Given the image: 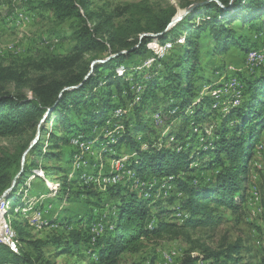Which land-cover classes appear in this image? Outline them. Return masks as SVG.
Segmentation results:
<instances>
[{"label":"rangeland","instance_id":"1","mask_svg":"<svg viewBox=\"0 0 264 264\" xmlns=\"http://www.w3.org/2000/svg\"><path fill=\"white\" fill-rule=\"evenodd\" d=\"M44 1L47 0H13L11 4L0 5V66H8L15 72L27 67L20 82H0V94L33 98L35 88L42 82L86 76L94 61H108L117 51L125 52L126 47L136 45L146 32L135 31L140 24H146L150 15L160 13L171 4L176 6L177 15H183L188 12L186 9L204 0H90L91 10L101 15L94 16L91 24L100 26L99 35L108 45L94 50L80 44L77 18L57 19L50 9L40 5ZM189 2L193 4L188 6ZM200 21L196 18L191 23ZM260 26V22L247 26L234 22L232 27L245 37V46H231L223 54L214 51L208 32L196 38L197 48L193 51L196 59H192V69L187 70L192 100L185 107L174 97L173 86L166 79V64L177 65L183 52L177 42L159 44L154 40L145 54L127 61L131 71L125 80L134 92V100H129L125 89L121 101L115 85L111 86V103L116 109L109 111L104 123L95 124L89 130L94 138L82 140L73 136L74 127L63 130L59 116H48L40 131L36 124L23 134L0 137V157L7 156L12 164L9 180L0 188V197L8 191L0 202V244L10 245L18 253L22 247L33 261L38 258L49 264H179L186 255L195 257L193 264H217L204 251L226 250L238 244L237 264H259L264 257V130L249 162L248 197L240 208L220 207L214 212L218 216L215 224L186 227L178 236L169 233L154 238L145 244L141 253H123L115 262L99 261L95 243L113 232L118 198L112 197L109 189L116 184L125 189L124 193L130 190L139 196L144 194L154 212L161 206L162 219L179 223L183 219L177 214L179 201L167 200L171 195L182 196L180 192L176 194L171 179L152 176L147 183L140 181L132 167L136 150L127 141L107 147L101 144L102 139L114 140L117 134L126 131L128 124L132 129H142L136 139L145 150L150 147L181 150L184 142L186 147L205 145L207 139L203 133L207 136L216 133L223 113L247 98L249 81L253 75L262 73L259 56L264 54V30ZM186 27L190 25L181 26L176 37L185 36L182 31ZM245 47L253 50L247 53ZM248 56H254L251 63ZM36 65L42 68L34 69ZM126 70L122 64L115 71L123 76ZM172 71L186 76L183 68L173 67ZM100 73L105 78L112 72L102 69ZM149 79L156 80L158 88L143 102L139 101ZM108 80L90 91L86 106L79 105L77 112L71 111L72 105H68L70 125H80V118L89 107L98 105L93 95L106 98ZM203 97H209L211 105L204 108V118L196 123L195 104ZM138 103L139 113L135 106ZM194 165L197 167L199 163ZM216 166L206 162L201 174L211 175ZM71 232L78 233L83 241L77 244ZM66 241H70L71 251L60 255ZM170 256L173 258H167Z\"/></svg>","mask_w":264,"mask_h":264},{"label":"trees","instance_id":"2","mask_svg":"<svg viewBox=\"0 0 264 264\" xmlns=\"http://www.w3.org/2000/svg\"><path fill=\"white\" fill-rule=\"evenodd\" d=\"M12 1L0 0V5L3 2L11 4ZM191 4L193 3L189 2L188 6ZM40 5L50 9L57 19L77 18L78 40L88 50H94L103 44L108 46L107 40L99 35L100 26L91 24L94 16L100 18L101 15L91 10L90 0H47L41 2ZM177 11L176 6L171 4L160 13L150 15L146 24H140L135 33L158 34L163 32ZM196 18H200L201 21L191 23ZM234 22L244 23V26L260 22L261 30H264V0H204L191 9L188 8L185 17L157 41L159 44L166 41L177 42V46L183 52L177 65L171 66L164 63L168 70L166 79L173 86L174 97L182 101L181 106L185 107L192 100V88L190 80H188L190 73L187 70L192 69V59H196L193 54L197 48L196 38L201 33L208 32V37L214 44V51L218 54L225 53L231 46L243 47L246 39L232 27ZM188 24L190 28L186 27L182 31L185 36L176 37L181 26ZM151 41L155 43L154 39L144 37L136 45L126 47L125 52L117 51L116 56L108 61L95 64L93 73L87 79L83 74L75 75L67 81L42 82L35 88V97L33 98L22 94H0V137L23 134L29 128H34L36 124L39 128V123L44 115L51 109L50 117L59 116L58 120L64 125L63 130L74 127V131H71L73 136L80 137L82 140L94 138L89 130L91 131L95 124L104 123L109 111L116 109V105L111 103L113 96L111 86L115 85L117 97L121 101L125 89L129 100L131 102L134 100V92L129 87V81L125 80V76L131 71L127 66V61L134 56L145 54L149 50L148 46L152 43ZM245 49H247V53L253 50L247 47ZM122 64L126 66L127 70L125 75L120 76L115 70ZM173 67L183 68L188 78L183 73H174ZM33 68L39 69L42 66L36 65ZM102 69L112 72L111 75L103 78L100 73ZM26 70V66L20 72H15L8 66H0V82H20ZM261 70L260 75H253L252 80L249 81L247 98L241 101L240 105L233 106L223 113L222 122L216 133L211 136H207L206 132L203 133V138L207 139L205 145L186 147L184 142L181 150L167 147H150L145 150L136 139V134L142 129L140 127L132 129L128 124L126 131L124 129L123 134H117L114 140L102 139L101 144H106L107 147H116L127 141L136 150V159L132 162V167L140 181L147 183L152 176L171 179L170 182L176 188V194L180 192L182 196L171 195L173 197H169L167 200L170 202L179 201L177 214L182 215L183 219L181 223L164 220L161 218L163 216L160 213L161 206H158L159 211H152L150 199L145 198L144 194L139 196L130 190L124 193L125 189L120 184L113 185L109 189L110 194L112 197L118 198L113 219V232L95 243L99 261L115 262L123 253H141L147 242L169 233L178 236L180 230L186 227L213 225L218 221V216L214 213L216 209L220 207L238 209L244 204L248 197L249 162L254 150L261 142L264 130V64ZM106 79H109L106 98L99 99L98 96L93 95V101L98 100V105L92 109L89 107L83 115L84 117L80 118V125H70L68 105L71 104L73 108L71 111L75 109L76 112L79 105L86 106L92 89ZM185 81L188 84L185 85ZM81 83L83 84L80 85ZM73 86L78 87L65 89ZM157 88L156 80L146 81L145 92L139 101L143 102L149 97V94H154ZM208 105H211L209 97H203L200 102L195 104L196 123L197 120L204 118V108ZM135 106L139 108L136 109V112L139 113L141 109L139 103ZM68 132L70 133V131ZM195 162H198L199 166L195 167ZM206 162L217 165L215 172L209 176L201 174V167ZM11 170L12 164L9 163L8 157H0V188L8 182ZM196 170L199 173L195 174ZM66 183L67 181H65ZM151 221L155 222L152 227H150ZM70 234L76 238L77 244L83 241V239H79L78 233L71 232ZM57 242H59V246L62 245L60 239ZM63 246L65 249L60 255L71 251L70 241H66ZM20 250L21 252L18 253L11 246L0 244V264H7L8 261L14 264H38L37 262L49 264L38 258L33 261L28 252L25 253L22 247ZM204 252L207 258L215 259L217 264H237L239 262L237 254L240 252V247L238 244L231 245L226 250L207 249ZM194 262L195 257L186 255L179 264H193ZM259 264H264V257Z\"/></svg>","mask_w":264,"mask_h":264},{"label":"water","instance_id":"3","mask_svg":"<svg viewBox=\"0 0 264 264\" xmlns=\"http://www.w3.org/2000/svg\"><path fill=\"white\" fill-rule=\"evenodd\" d=\"M187 11H188V9H186V12H187ZM184 16H185V14H183V15H177V14H176V16L172 19V21L170 22V24L168 25V27H167L163 32L158 33V34L144 33V34L141 35L140 40H142L144 37H149V38H151V39H154V40H158V41H159L160 38H161L163 35L169 33V32L174 28V26H175L180 20H182V18H184ZM139 44H140V42H139ZM138 46H139V45H138ZM114 56H116V54H115V55H112L111 57H109L108 60L111 59V58L114 57ZM103 62H105V61H104V60H96V61H94V62L92 63V68H91L90 72L86 75L85 79H87V78L89 77V75L92 73V71H93V66H94L96 63H103ZM82 84H83V83H81L80 85H82ZM80 85H79V86H80ZM77 87H78V86L66 87L65 89H73V88H77ZM50 114H51V109H49V110L47 111V113L44 115L43 119H42L41 122L39 123V128H38L39 131H40V126H41V124L45 121V119H46L48 116H50ZM22 172H23V168H22V170L20 171V173L15 177V179H14V181H13V185H14V183H16L17 178L22 174ZM13 185H12V186H13ZM10 189H11V188H10ZM7 194H8V191H5V192L3 193V195L0 197V202H2V201L4 200V198H6Z\"/></svg>","mask_w":264,"mask_h":264},{"label":"bare ground","instance_id":"4","mask_svg":"<svg viewBox=\"0 0 264 264\" xmlns=\"http://www.w3.org/2000/svg\"><path fill=\"white\" fill-rule=\"evenodd\" d=\"M259 60H260L261 63L264 64V54L259 56ZM123 167H124V166H123ZM120 168H121V167H120ZM124 168H125V167H124ZM117 169H118V168H117ZM123 170H124V169H123ZM153 224H154V221H151V223H150V227H152Z\"/></svg>","mask_w":264,"mask_h":264},{"label":"built area","instance_id":"5","mask_svg":"<svg viewBox=\"0 0 264 264\" xmlns=\"http://www.w3.org/2000/svg\"><path fill=\"white\" fill-rule=\"evenodd\" d=\"M253 57H254V56H248L250 63L252 62ZM236 102H237V101H234V104H236ZM249 202H251V201H249ZM9 246H10V245H9ZM167 258H171V259H172L173 256H170V257H167Z\"/></svg>","mask_w":264,"mask_h":264}]
</instances>
